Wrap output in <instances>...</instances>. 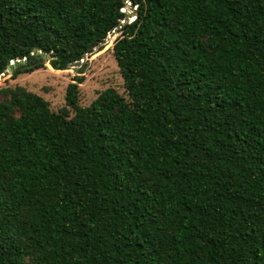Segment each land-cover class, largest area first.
<instances>
[{"label":"trees","instance_id":"1","mask_svg":"<svg viewBox=\"0 0 264 264\" xmlns=\"http://www.w3.org/2000/svg\"><path fill=\"white\" fill-rule=\"evenodd\" d=\"M118 26L124 95L0 89V264H264V0H0V75Z\"/></svg>","mask_w":264,"mask_h":264},{"label":"rangeland","instance_id":"2","mask_svg":"<svg viewBox=\"0 0 264 264\" xmlns=\"http://www.w3.org/2000/svg\"><path fill=\"white\" fill-rule=\"evenodd\" d=\"M129 17L128 22L134 19V14L129 7L124 10ZM119 33L108 35L104 42L82 60L80 67H67L63 70H55L49 59L43 60V67L27 74H21L15 78L7 75L0 78V89L6 87L21 86L44 98L49 103L52 111H58L65 105L64 96L66 87L70 83L78 84L79 104L83 107L97 97L98 93L113 88L119 94L124 95L125 89L116 61L112 54V48ZM81 78V83H78Z\"/></svg>","mask_w":264,"mask_h":264},{"label":"water","instance_id":"3","mask_svg":"<svg viewBox=\"0 0 264 264\" xmlns=\"http://www.w3.org/2000/svg\"><path fill=\"white\" fill-rule=\"evenodd\" d=\"M126 2H127V1H126ZM127 5H128V7H129L130 11H131L133 14H135V13H136V8H135L133 5H131L130 3H128V2H127ZM127 20H129V17L125 19V21H127ZM131 21H132V20H131ZM131 21H130V22H131ZM123 23H124V21L121 23V25H122ZM120 27H121V26H118L117 28H115V29L110 33V35L113 36L114 34L118 33V30L120 29ZM43 59H44V60H47V57H46L45 55H43ZM23 61H24V60H22V62H23ZM20 63H21V62H20L19 60L11 62L10 65H9V66L7 67V69L5 70V72L2 73V74L0 75V78L5 77V76H7V75H10L11 72H12V68H14L15 66L19 65ZM82 63H83V60H81V61H79V62H75V63L73 64L72 68H74V67H80Z\"/></svg>","mask_w":264,"mask_h":264},{"label":"bare ground","instance_id":"4","mask_svg":"<svg viewBox=\"0 0 264 264\" xmlns=\"http://www.w3.org/2000/svg\"><path fill=\"white\" fill-rule=\"evenodd\" d=\"M74 63L70 64L69 66L72 67Z\"/></svg>","mask_w":264,"mask_h":264}]
</instances>
